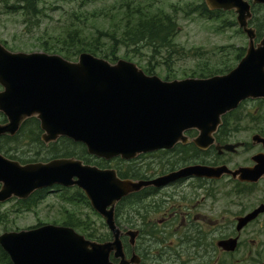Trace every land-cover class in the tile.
I'll use <instances>...</instances> for the list:
<instances>
[{"label":"water","instance_id":"95a60500","mask_svg":"<svg viewBox=\"0 0 264 264\" xmlns=\"http://www.w3.org/2000/svg\"><path fill=\"white\" fill-rule=\"evenodd\" d=\"M205 4L210 10H234L249 38L245 56L225 74L163 80L126 59L111 63L84 52L71 61L46 52H15L0 42V112L7 118L0 123V137L15 136L27 119L36 117L46 144L67 137L106 160L118 156L131 160L172 148L187 141L188 129L199 132L194 139L197 147L209 148L223 115L245 99L264 98V33L257 42V29L250 25L253 5H264V0H205ZM254 138L264 139L258 134ZM226 173L250 180L254 169L195 165L161 178L132 180L120 178L114 168L75 157L22 164L0 152V203L13 197L28 199L55 186L77 187L112 233V239L97 241L71 226L48 223L5 231L0 246L13 264H113L111 252L124 256L123 236L131 245L139 236L138 230L124 231L118 225L120 201L168 180L191 175L219 178Z\"/></svg>","mask_w":264,"mask_h":264},{"label":"flooded vegetation","instance_id":"af4514ba","mask_svg":"<svg viewBox=\"0 0 264 264\" xmlns=\"http://www.w3.org/2000/svg\"><path fill=\"white\" fill-rule=\"evenodd\" d=\"M251 26L256 27L253 21ZM261 39L257 36L256 41ZM245 54L246 49L243 56ZM155 70L145 72L153 75ZM252 101L257 104L256 109L264 111V98L242 101L235 110L223 115L222 123L214 133L215 142L207 149L196 146L194 139L199 132L188 129L184 132L187 141L172 148L140 154L132 160H124L121 156L101 160L103 168H114L120 178L133 180L161 178L195 165L254 169L250 180L234 178L230 173L219 178L191 175L162 182L159 187L149 186L125 197L124 205L121 201L116 208L117 222L124 231L138 230L139 236L135 245L129 243L128 236H123L124 256L111 252L113 264H120L123 260L127 264L264 262V139L254 138L257 134L264 138V113L261 118L255 117V107L251 106V112L241 113ZM32 119H27L15 136L0 137L1 153L22 164L77 157L63 153H66L68 144L80 149L84 145L67 138L52 144L41 140L45 147H39L33 126L29 124ZM244 121L247 126L243 125ZM39 128L41 130L40 123ZM252 129L255 131L251 132ZM244 131L250 132L247 138H235ZM5 142L13 144L9 154L2 150L1 145ZM226 144L238 146L233 149L217 147ZM51 147L60 150L59 155L44 157L43 152L47 153ZM157 156L159 159L154 160ZM122 209L124 214L120 213ZM227 247L236 248L229 250Z\"/></svg>","mask_w":264,"mask_h":264},{"label":"rangeland","instance_id":"374dc122","mask_svg":"<svg viewBox=\"0 0 264 264\" xmlns=\"http://www.w3.org/2000/svg\"><path fill=\"white\" fill-rule=\"evenodd\" d=\"M31 1L36 2L38 13H33L31 8L26 9L27 0H0V42L12 51L61 55L65 47L63 40L76 26L86 27V24H89V33H93L96 27H110L128 6L133 9L138 3L143 6L151 4L152 9L177 17L180 30L174 41L180 49L179 54H175L172 61L167 63L166 49H161L155 54L151 44L142 43L122 48L120 58L133 61L142 68L156 69V74L163 79L167 76H170V80L192 77L194 72H197L195 76L200 77L201 73L206 76L213 71H222L228 66L234 68L238 64V52L247 47L249 41L239 27L234 12H225L219 17L209 18L201 13L188 11L189 7L204 0H93L88 4H84V0ZM74 11L82 13L78 20L72 19L71 13ZM258 12V16L264 14V7H260ZM93 14L98 19L91 21L90 15ZM72 21L75 23L71 25ZM250 106L255 107V117H263V109H256L257 104L253 101L247 104L241 113L251 112ZM243 125L248 124L244 121ZM252 130L251 132L255 131ZM249 134L250 132L244 131L235 138H247ZM43 156L48 154L43 152ZM158 159L159 156L154 158ZM154 166H157V163ZM72 194L74 190L66 192L56 188L46 191L45 198L31 210L21 209L16 199L0 204V234L9 230L28 229L42 223L63 224L70 216H73L74 220L82 221L80 227L76 228L81 234H85L84 231H90L94 235L108 233L103 218L91 206L63 197ZM120 213L124 214V210ZM85 225L90 228L84 229ZM0 264L7 263L0 261Z\"/></svg>","mask_w":264,"mask_h":264},{"label":"trees","instance_id":"16d2710c","mask_svg":"<svg viewBox=\"0 0 264 264\" xmlns=\"http://www.w3.org/2000/svg\"><path fill=\"white\" fill-rule=\"evenodd\" d=\"M93 0H84V4H88ZM96 1V0H94ZM98 1V0H97ZM83 4V5H84ZM26 9H32L33 13H38V9L36 7V2L27 0ZM24 7V8H25ZM262 7L261 5L254 6L255 16L253 19V23L255 24L258 30V36L261 38L263 36L264 31V14L258 16V10ZM190 13H201L204 16H208L209 18H215L221 16L224 11L221 10H210L206 6L205 2H201L199 4H195L192 7L188 8ZM229 13V12H228ZM72 14L73 20H78L82 13L74 11ZM177 17L167 13L165 11H159L158 9H152V5L143 6L142 3H138L133 9L131 6H128L125 10L123 15L120 18H115L117 20L114 21L112 26L110 27H96L93 33H89L88 25L86 27H75L74 30H71L69 34L63 40L64 42V49L61 53L62 56L69 60H77L79 55L83 52H90L94 55L103 57L111 62H116L120 59V52L122 48L135 45L138 46L139 44L146 43L151 44L154 47V53L158 54L161 49H166L168 56H167V63L172 61V58L175 54H179V48L177 47L174 38L178 34V30L180 27L178 26ZM89 19V18H87ZM91 21H94L97 16L90 15ZM90 21V22H91ZM75 22L72 21L71 25ZM70 25V26H71ZM69 26V27H70ZM49 50L48 48H45ZM245 48H242L240 52H238L237 58L238 60L243 56ZM231 67H226V69L222 71H213L210 72L206 76L218 74V73H225L229 71ZM146 71H154L151 67H145ZM197 72H194L195 76ZM200 77H206L204 73L199 74ZM167 79L170 76L166 77ZM230 115V114H228ZM6 117L0 113V122H5ZM29 124H32V130L35 132L36 136V143L39 147H45L44 143L40 139V128H39V121L36 118H33ZM12 138V137H10ZM18 139V137L16 138ZM69 140V139H67ZM79 144V143H78ZM6 145V146H5ZM12 143H3L1 145L2 150L5 153L11 151ZM58 148L57 145H55ZM54 147H51L47 154L52 155H59L60 150H57ZM64 155H75L81 159H84L87 162H94L99 165H102V161H98L92 156L87 153V149L85 146L80 149L79 146L72 147L68 144L66 153ZM74 190V194L72 195H63L67 200L71 201H82L85 204L90 206V203L84 193L78 189H65L66 192H70ZM45 198V193L43 191L36 192L27 200H17L20 204V208L23 210H31L34 206H36L41 200ZM125 201L122 202L124 205ZM119 210V209H118ZM72 215V214H71ZM119 215V214H118ZM77 218V217H76ZM78 219V218H77ZM41 224V223H40ZM64 225L72 226L74 228L80 227L82 221L78 219V221L73 216H70L66 221L63 223ZM89 225H85L84 229H89ZM83 229V231H84ZM86 234L88 238H92L98 241H104L110 239L111 234L108 232L106 234H98L94 235L90 231L83 232ZM0 261L6 262L7 264H12L10 257L8 254L0 247Z\"/></svg>","mask_w":264,"mask_h":264}]
</instances>
